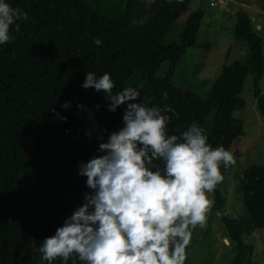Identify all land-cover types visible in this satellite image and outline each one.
<instances>
[{"label":"trees","instance_id":"16d2710c","mask_svg":"<svg viewBox=\"0 0 264 264\" xmlns=\"http://www.w3.org/2000/svg\"><path fill=\"white\" fill-rule=\"evenodd\" d=\"M106 1L6 0L28 19L18 21L20 32L13 26L14 40L0 45V264H47L31 240L39 247L84 204L92 190L87 177L78 174L80 164L104 155L100 144L123 127L126 105L109 111L106 93L82 87L87 72L98 78L109 73L113 94L133 87L140 92L134 102L174 109L166 113L169 135L180 136L196 123L213 148L231 153L244 136L235 112L245 106L249 74L264 115L263 39L247 10L236 15L235 39L248 45V57L225 66L203 96L175 84L188 51L210 48L197 42L203 9L190 12L192 0H124L123 8L112 11ZM96 38L101 46L93 43ZM67 102L71 108L64 109ZM155 163L163 171V163ZM229 171L221 166L223 179L208 195L213 212L226 209L221 186ZM242 182L245 214L222 220L236 248L232 264H248L255 248L243 237L264 229V166L251 161ZM199 233L200 227L192 230Z\"/></svg>","mask_w":264,"mask_h":264},{"label":"clouds","instance_id":"9594fccd","mask_svg":"<svg viewBox=\"0 0 264 264\" xmlns=\"http://www.w3.org/2000/svg\"><path fill=\"white\" fill-rule=\"evenodd\" d=\"M27 19V12L0 0V45L14 40L13 26L20 32L18 21ZM93 43L102 45L99 38ZM82 87L106 93L111 112L126 105L123 127L100 144L104 155L79 166L92 193L55 235L39 247L33 238V251L47 264H184L192 230L204 227L208 195L223 179L221 166L235 164L233 154L213 148L196 123L169 135L166 113L174 109L134 102L140 92L133 87L113 94L107 72L99 78L87 72Z\"/></svg>","mask_w":264,"mask_h":264},{"label":"rangeland","instance_id":"374dc122","mask_svg":"<svg viewBox=\"0 0 264 264\" xmlns=\"http://www.w3.org/2000/svg\"><path fill=\"white\" fill-rule=\"evenodd\" d=\"M105 5L113 11L123 8L124 0H107ZM198 9L205 11V19L197 42L209 44L210 48L195 47L188 51L175 84L184 90L206 96L225 66L232 65L236 60H245L249 55L248 45L235 39L236 15L240 10H247L255 19V31L263 39L264 53V0H250L248 3H242L241 0H221L213 6L211 0H192L189 11ZM188 16L186 13L180 22H185ZM260 87L264 93V77ZM254 90V75L249 74L242 94L245 106L235 112V117L243 122L244 136L239 141L237 150L232 153L236 162L230 166L221 186V191L227 198L226 209L223 212H213V200L208 197L204 227H200L202 233L192 235L185 264H232L236 257L235 245L227 237L222 220L223 217L235 219L245 214L241 195L243 173L251 161L264 166V115L257 107ZM243 239L246 244L255 248L247 263L264 264V229L246 234Z\"/></svg>","mask_w":264,"mask_h":264},{"label":"built area","instance_id":"2783aa9c","mask_svg":"<svg viewBox=\"0 0 264 264\" xmlns=\"http://www.w3.org/2000/svg\"><path fill=\"white\" fill-rule=\"evenodd\" d=\"M218 2H221V0H211V4L216 5ZM242 3H244V1L241 0Z\"/></svg>","mask_w":264,"mask_h":264},{"label":"water","instance_id":"95a60500","mask_svg":"<svg viewBox=\"0 0 264 264\" xmlns=\"http://www.w3.org/2000/svg\"><path fill=\"white\" fill-rule=\"evenodd\" d=\"M252 20H253V22H254L255 19L253 18Z\"/></svg>","mask_w":264,"mask_h":264}]
</instances>
